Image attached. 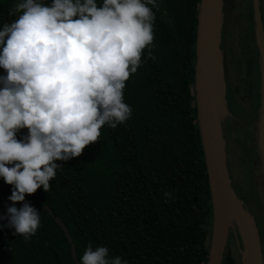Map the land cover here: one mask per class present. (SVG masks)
<instances>
[{
    "label": "trees",
    "instance_id": "trees-1",
    "mask_svg": "<svg viewBox=\"0 0 264 264\" xmlns=\"http://www.w3.org/2000/svg\"><path fill=\"white\" fill-rule=\"evenodd\" d=\"M199 1L158 0L152 45L125 81L130 118L56 161L63 166L48 192L25 194L40 215L29 239L0 220V264H79L89 243L128 264H205L212 215L194 96ZM12 2L0 0V22L14 18ZM11 187L0 178V216L13 204Z\"/></svg>",
    "mask_w": 264,
    "mask_h": 264
},
{
    "label": "clouds",
    "instance_id": "clouds-1",
    "mask_svg": "<svg viewBox=\"0 0 264 264\" xmlns=\"http://www.w3.org/2000/svg\"><path fill=\"white\" fill-rule=\"evenodd\" d=\"M158 7V0H13L14 18L0 22V178L12 186L13 204L0 220L14 234L27 240L40 226L25 194L49 191L63 166L56 161L79 156L103 126L130 118L125 81L152 45ZM20 129L27 133L17 139ZM79 264L128 260L89 243Z\"/></svg>",
    "mask_w": 264,
    "mask_h": 264
},
{
    "label": "water",
    "instance_id": "water-1",
    "mask_svg": "<svg viewBox=\"0 0 264 264\" xmlns=\"http://www.w3.org/2000/svg\"><path fill=\"white\" fill-rule=\"evenodd\" d=\"M224 8V0H200L197 10L194 96L212 215L205 264H221L231 233L240 243L241 264H264L253 216L243 206L230 183L222 137V122L231 117L223 74ZM251 8L254 38L259 53L260 89L258 117L250 127V133L258 158L254 165L264 192V32L260 0H251Z\"/></svg>",
    "mask_w": 264,
    "mask_h": 264
},
{
    "label": "rangeland",
    "instance_id": "rangeland-1",
    "mask_svg": "<svg viewBox=\"0 0 264 264\" xmlns=\"http://www.w3.org/2000/svg\"><path fill=\"white\" fill-rule=\"evenodd\" d=\"M229 1V8L232 7V12L230 15L228 10L227 21L230 18L232 22L231 25L227 22L228 38L225 64L223 62V74L225 97L231 117L225 118L222 122V137L228 167L230 166L229 170L232 174V176L230 174L231 186L243 206L253 216L264 255V192L261 187L260 175L254 165L257 163L258 158L256 145L250 133V127L258 117L259 91L256 90V103L253 105L252 101L247 99L245 87L239 83L243 74L240 73V66H237V64L239 65V60L243 57L241 56L242 41L240 36H238V31L249 24L247 15L242 16L244 11L242 6L246 5L247 0ZM248 117H255L252 125L250 123L253 118L248 122ZM249 125L250 127H248ZM258 220H260L259 223ZM239 245V240L231 233L226 251H231L236 264L239 263L237 254Z\"/></svg>",
    "mask_w": 264,
    "mask_h": 264
},
{
    "label": "flooded vegetation",
    "instance_id": "flooded-vegetation-1",
    "mask_svg": "<svg viewBox=\"0 0 264 264\" xmlns=\"http://www.w3.org/2000/svg\"><path fill=\"white\" fill-rule=\"evenodd\" d=\"M225 1V8H224V24H223V34H222V47H223V62L225 64V58H226V47H227V30H228V23L231 25L230 18L227 21V12L229 10V13L231 15L232 7L229 8L230 1ZM244 8V11L242 12V16H246L249 20V24L244 27V29H241L238 31V36H240V40L242 41V50H241V56L242 59L239 60V65L241 68V74H243V77L239 80L240 84H242L246 89V96L248 101H252V104L255 105L256 103V90L259 91L260 87V76H259V53L256 46L255 38H254V31H253V14H252V8H251V0H247L246 5L242 6ZM248 8V9H247ZM260 12H261V21L263 26V32H264V0H260ZM245 14V15H244ZM233 26V24H232ZM234 27V26H233ZM251 37V38H250ZM238 70V72H239ZM239 73V74H240ZM0 74H3V69H0ZM253 118V119H252ZM248 117V122L252 119V122H254L255 117ZM247 122V123H248ZM246 123V122H245ZM244 123V124H245ZM243 124V123H242ZM250 127V125L248 126ZM230 169V166H229ZM230 171V170H229ZM231 174V171H230ZM232 176V174H231ZM260 220H258V223ZM262 239V238H261ZM240 246V245H239ZM238 246L237 254L239 256V263L240 264V247ZM230 252V250H227L225 252ZM233 256V254L231 253ZM225 258V255L223 256ZM222 258V260H223ZM234 259V257H233ZM222 264V262H221ZM233 264H236L235 259Z\"/></svg>",
    "mask_w": 264,
    "mask_h": 264
}]
</instances>
